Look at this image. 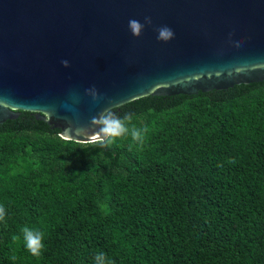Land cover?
Instances as JSON below:
<instances>
[{
    "label": "trees",
    "instance_id": "obj_1",
    "mask_svg": "<svg viewBox=\"0 0 264 264\" xmlns=\"http://www.w3.org/2000/svg\"><path fill=\"white\" fill-rule=\"evenodd\" d=\"M110 110L147 128L144 143L66 141L43 121L0 130V264H94L97 251L114 264H264V82ZM23 226L46 234L41 257Z\"/></svg>",
    "mask_w": 264,
    "mask_h": 264
},
{
    "label": "water",
    "instance_id": "obj_2",
    "mask_svg": "<svg viewBox=\"0 0 264 264\" xmlns=\"http://www.w3.org/2000/svg\"><path fill=\"white\" fill-rule=\"evenodd\" d=\"M257 82L264 0H0V130L43 121L86 144L105 109Z\"/></svg>",
    "mask_w": 264,
    "mask_h": 264
},
{
    "label": "clouds",
    "instance_id": "obj_3",
    "mask_svg": "<svg viewBox=\"0 0 264 264\" xmlns=\"http://www.w3.org/2000/svg\"><path fill=\"white\" fill-rule=\"evenodd\" d=\"M151 23V18L145 17V24L150 25ZM144 26V24H141L136 19L129 20V29L136 37L141 35ZM157 32V39L164 42H167L174 37V32L167 26L158 28ZM61 63L64 67L69 66L67 60H63ZM86 94L90 95L94 101H98L102 98L94 87L86 89ZM132 119L133 117L131 114H125L123 117H120L109 108L105 109L97 116L91 118V125L98 128V131L90 135L89 138H97V142L101 146H110L119 139H127L129 137H131L133 142L130 147L143 144L148 129L136 127V125L132 123ZM5 216V208L3 205H0V222L5 221ZM20 232L22 233L26 250L34 257H41L46 249V234L39 229L30 228L28 226L21 227ZM20 238V236H14L13 240L19 241ZM94 264H114V261L110 260L103 251H97L94 253Z\"/></svg>",
    "mask_w": 264,
    "mask_h": 264
},
{
    "label": "rangeland",
    "instance_id": "obj_4",
    "mask_svg": "<svg viewBox=\"0 0 264 264\" xmlns=\"http://www.w3.org/2000/svg\"><path fill=\"white\" fill-rule=\"evenodd\" d=\"M22 161H23V158H21V159L18 161V163H17V165L15 166L14 170H16L17 167H19V166L21 165V162H22Z\"/></svg>",
    "mask_w": 264,
    "mask_h": 264
}]
</instances>
